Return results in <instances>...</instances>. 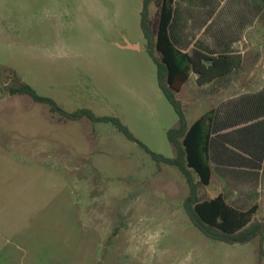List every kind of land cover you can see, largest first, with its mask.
Wrapping results in <instances>:
<instances>
[{
  "label": "rangeland",
  "instance_id": "obj_1",
  "mask_svg": "<svg viewBox=\"0 0 264 264\" xmlns=\"http://www.w3.org/2000/svg\"><path fill=\"white\" fill-rule=\"evenodd\" d=\"M162 1L150 5L155 35ZM143 4L0 0V264H264L261 238L228 244L195 227L184 175L112 122L68 119L11 93L25 83L69 114L117 118L151 151L175 157L167 132L179 119L147 50ZM260 39L228 79L202 88L192 73L177 94L190 124L219 99L264 83ZM128 42L140 50L123 48Z\"/></svg>",
  "mask_w": 264,
  "mask_h": 264
},
{
  "label": "crops",
  "instance_id": "obj_2",
  "mask_svg": "<svg viewBox=\"0 0 264 264\" xmlns=\"http://www.w3.org/2000/svg\"><path fill=\"white\" fill-rule=\"evenodd\" d=\"M169 36L183 53L235 54L245 63L249 53L262 44L264 0H173ZM122 47L140 50L139 44L130 42ZM194 105L204 106V98L195 99ZM213 109L210 162L211 183L216 180V186L207 199L222 195L238 210L261 205L263 212L264 83L219 99Z\"/></svg>",
  "mask_w": 264,
  "mask_h": 264
},
{
  "label": "trees",
  "instance_id": "obj_3",
  "mask_svg": "<svg viewBox=\"0 0 264 264\" xmlns=\"http://www.w3.org/2000/svg\"><path fill=\"white\" fill-rule=\"evenodd\" d=\"M154 0H144L141 12V28L147 41V50L157 66L158 85L178 115V124L167 132L168 140L175 150V157L168 158L157 154L142 144L127 126L119 119L96 117L90 110L67 113L57 103L40 96L28 84L12 89V94L26 95L35 102L50 106L53 114H61L68 119L77 120L88 117L95 121H110L125 134L139 143L158 164L176 167L186 178L189 195L184 209L192 224L207 238L228 244H247L257 238L264 241V220H256L261 205H255L247 211L238 210L229 205L222 195L214 199H202L200 190L207 187L212 179L210 162V140L214 120V109L190 125L182 102L178 99L192 73L197 74L199 86L221 82L241 69L244 59L241 55L209 56L201 51L183 53L172 43L169 26L173 17V0H163L158 32L155 35L150 23V5Z\"/></svg>",
  "mask_w": 264,
  "mask_h": 264
}]
</instances>
